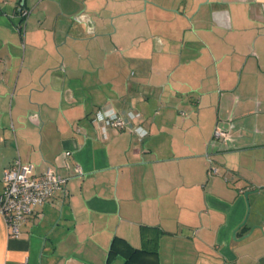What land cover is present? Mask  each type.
<instances>
[{
  "label": "crops",
  "instance_id": "obj_1",
  "mask_svg": "<svg viewBox=\"0 0 264 264\" xmlns=\"http://www.w3.org/2000/svg\"><path fill=\"white\" fill-rule=\"evenodd\" d=\"M16 160L67 194L0 264H264V0H0V194Z\"/></svg>",
  "mask_w": 264,
  "mask_h": 264
},
{
  "label": "built area",
  "instance_id": "obj_2",
  "mask_svg": "<svg viewBox=\"0 0 264 264\" xmlns=\"http://www.w3.org/2000/svg\"><path fill=\"white\" fill-rule=\"evenodd\" d=\"M26 14V11L21 12L22 17ZM96 120L108 127L118 129L125 127V122L120 118L110 119L102 114H96ZM213 138L228 140L230 134L216 125ZM207 161L208 175L216 174L217 168L212 160L208 157ZM82 174L83 170L80 166L73 168V175L81 176ZM2 180L4 190L0 194V215L7 225L11 238L19 237L22 224L27 221L36 207L46 204L58 192L67 194L65 187L67 179L52 166L46 167L42 173L34 176L32 165L16 160L4 171Z\"/></svg>",
  "mask_w": 264,
  "mask_h": 264
},
{
  "label": "trees",
  "instance_id": "obj_3",
  "mask_svg": "<svg viewBox=\"0 0 264 264\" xmlns=\"http://www.w3.org/2000/svg\"><path fill=\"white\" fill-rule=\"evenodd\" d=\"M142 251H137V250H133L132 248H130L124 241H114L111 248H110V252H109V258H108V263L112 260V257H114V255L116 254H120L124 257H126V263L125 264H138L135 263L133 261V258L137 253L139 254H143Z\"/></svg>",
  "mask_w": 264,
  "mask_h": 264
},
{
  "label": "water",
  "instance_id": "obj_4",
  "mask_svg": "<svg viewBox=\"0 0 264 264\" xmlns=\"http://www.w3.org/2000/svg\"><path fill=\"white\" fill-rule=\"evenodd\" d=\"M257 191H258V190L254 191V192L257 193ZM245 196L247 197L248 194H245ZM262 204H264V198H260L259 201H258V206H259V207H260ZM249 210H250V208H249ZM258 214H259V213H258ZM259 215H260V214H259ZM245 222H246V221H245ZM245 222H243V224H244ZM243 224H242V225H243ZM242 225H241V226H242ZM241 226H240V227H241ZM255 228L261 230V232H264V227L258 225V226H254V227H252V228H251V231H250L249 233L251 234V232H252ZM248 235H249V234L245 235L244 237H247ZM244 237H243V238H244Z\"/></svg>",
  "mask_w": 264,
  "mask_h": 264
}]
</instances>
